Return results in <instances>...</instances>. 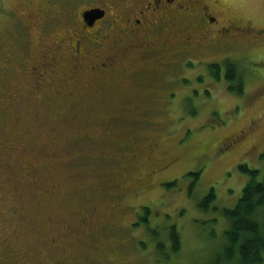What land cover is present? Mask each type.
Segmentation results:
<instances>
[{
    "label": "rangeland",
    "instance_id": "374dc122",
    "mask_svg": "<svg viewBox=\"0 0 264 264\" xmlns=\"http://www.w3.org/2000/svg\"><path fill=\"white\" fill-rule=\"evenodd\" d=\"M28 1L32 0H0V66L5 54H13L14 80L15 27L22 30L15 21V9L25 18L33 16L35 8L25 6ZM40 1L49 6L55 0ZM218 2L223 18L234 16L244 24L264 27V0ZM250 43L204 52L205 60L212 62L232 53L245 78L243 95L209 76L211 93H202L201 103L191 97L189 90L195 85L191 71L206 70L204 63L195 62L196 67L189 64L192 70L179 65L175 78L174 88L186 87L185 100L190 104L180 102L170 110L137 109L124 99H95L96 107L88 108L66 96L49 104L20 94L21 109L15 113L6 112V99H0V223L31 220L36 222L35 236H60L67 264H217L216 252L224 242L227 224L222 210L236 205L250 178L239 164L264 173V34ZM181 95L179 101L184 100ZM15 116L20 122L15 123ZM241 129H251L250 137L228 147V136ZM128 136L155 137L157 150L141 171L132 170L131 191L113 195L117 191L109 184L120 176L116 165L101 157L112 155L114 142ZM158 163L165 167L152 172L151 166ZM101 180V189L112 194L103 207L108 215L113 213L112 218L99 219L90 229L78 228L74 237L68 232L72 211L87 206L89 202L79 198L82 191L97 190ZM169 182L174 183L168 186ZM212 187L216 208L203 211L199 202ZM144 217L148 220L140 219ZM174 225L181 238L178 253L172 252L169 237ZM29 227L15 224V240L4 251L11 257L0 264H49L54 246L47 243L32 252ZM83 254L91 258L83 259Z\"/></svg>",
    "mask_w": 264,
    "mask_h": 264
},
{
    "label": "flooded vegetation",
    "instance_id": "af4514ba",
    "mask_svg": "<svg viewBox=\"0 0 264 264\" xmlns=\"http://www.w3.org/2000/svg\"><path fill=\"white\" fill-rule=\"evenodd\" d=\"M25 3L34 6L35 14L25 18L15 9V21L22 27H15V80L10 72L13 54H5L0 66V99H6V112H19L20 94L49 104L66 96L88 108L96 107L95 99H124V103L137 109L170 110L180 102L182 106L190 104L185 100L190 91L191 97L196 96L201 103V94L211 93L209 76L218 80L210 65L220 64L218 81L229 87L225 63L232 60V53L220 62L205 60L206 49L226 45L238 49L244 41L253 44L264 34V27L244 24L234 16L223 18L218 0H55L49 6L40 0ZM95 9L100 10V16L90 15L89 11ZM195 62L204 63L206 70H192L189 64L196 67ZM179 65L191 69L194 75L195 85L187 92L186 87L174 88ZM180 94L184 100L179 101ZM18 117L15 123L20 122ZM250 130L241 129L228 136L225 144L233 148L243 143L250 137ZM154 140L155 137L128 136L114 142L112 155L101 157L103 162L115 164L120 176L109 184L117 191L113 195L125 196L131 191V172L134 168L141 171L143 163L152 159L157 150ZM164 167L158 163L151 166V171L156 173ZM103 182L97 190L82 191L79 198L89 203L72 211L68 223L72 236H77L78 228L90 229L95 221L112 218L113 213L108 215L103 210L107 196L112 195L101 189ZM16 220L0 223V263L11 257L4 251L15 240V224L20 227L28 223L27 231L34 243L32 252L50 243L54 252L48 256V263L67 264L60 236L41 239L34 234L36 222ZM75 224L77 228H72ZM75 251L81 256L80 248ZM87 256L91 258L85 254L82 258ZM81 261L80 258L76 263Z\"/></svg>",
    "mask_w": 264,
    "mask_h": 264
},
{
    "label": "trees",
    "instance_id": "16d2710c",
    "mask_svg": "<svg viewBox=\"0 0 264 264\" xmlns=\"http://www.w3.org/2000/svg\"><path fill=\"white\" fill-rule=\"evenodd\" d=\"M225 65L229 89L238 95H243L245 78L238 67V62L227 60ZM210 69L219 80L220 64H211ZM262 158L264 163V153ZM239 169L247 173L250 178L243 187L236 205L222 210L227 224L223 230L224 242L216 252L215 261H218L217 264H264V173L261 175L259 169L250 168L247 164H239ZM173 183L169 182L167 185L171 186ZM216 198L212 187L199 202V207L203 211L215 209ZM146 211L148 212L149 208H146ZM140 219L148 220L147 217ZM169 237L172 252L178 253L181 248V238L175 225L172 226Z\"/></svg>",
    "mask_w": 264,
    "mask_h": 264
},
{
    "label": "water",
    "instance_id": "95a60500",
    "mask_svg": "<svg viewBox=\"0 0 264 264\" xmlns=\"http://www.w3.org/2000/svg\"><path fill=\"white\" fill-rule=\"evenodd\" d=\"M98 11H100V10L95 9V10H91V11H89V13H90V15H94V14H96V15L100 16L101 14H99Z\"/></svg>",
    "mask_w": 264,
    "mask_h": 264
}]
</instances>
